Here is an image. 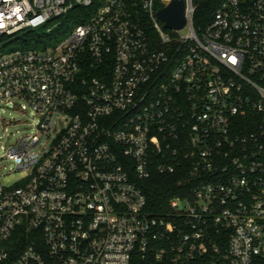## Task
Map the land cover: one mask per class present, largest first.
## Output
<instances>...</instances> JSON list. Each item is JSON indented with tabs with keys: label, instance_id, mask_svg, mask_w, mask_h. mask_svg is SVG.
<instances>
[{
	"label": "built area",
	"instance_id": "1",
	"mask_svg": "<svg viewBox=\"0 0 264 264\" xmlns=\"http://www.w3.org/2000/svg\"><path fill=\"white\" fill-rule=\"evenodd\" d=\"M173 1L186 37L158 18ZM13 42L0 122H32L0 148L24 173L0 180V264H264V0H0ZM177 175L189 192L150 211L139 184Z\"/></svg>",
	"mask_w": 264,
	"mask_h": 264
},
{
	"label": "rangeland",
	"instance_id": "2",
	"mask_svg": "<svg viewBox=\"0 0 264 264\" xmlns=\"http://www.w3.org/2000/svg\"><path fill=\"white\" fill-rule=\"evenodd\" d=\"M59 23L57 21L52 22L48 26L41 27L34 31V35L36 38L32 39V44L30 49H41L44 50L46 48H50L55 46L58 42H61L63 38L56 39L53 33L56 31L57 27L56 24ZM77 23H72L68 25L70 30H72ZM53 31V33L51 32ZM190 33L189 28H184L178 32V35L181 37H186ZM19 37V36H18ZM24 38V37H21ZM25 39V38H24ZM20 49V43L13 42L3 49H1V54L10 53L12 51ZM5 120H10L13 118L20 124L12 125V126H3L2 122H0V148L5 147L8 148L12 144H14L17 140L25 136L27 133L30 132L27 123H31V118L29 117L28 113H21V112H7L3 115ZM0 150V155H1ZM24 173L18 171L16 165L8 161L6 159L0 158V180L1 183L6 186H14L22 177Z\"/></svg>",
	"mask_w": 264,
	"mask_h": 264
},
{
	"label": "trees",
	"instance_id": "3",
	"mask_svg": "<svg viewBox=\"0 0 264 264\" xmlns=\"http://www.w3.org/2000/svg\"><path fill=\"white\" fill-rule=\"evenodd\" d=\"M215 8L216 5L213 3H204L196 13L195 24H201L205 18L206 21L209 22ZM61 21L63 22L61 27L53 33L56 39L62 38L67 30H69L68 25L75 22L71 18L61 19ZM185 181H187L186 175L169 177L155 176L151 180L139 184L147 199V208L155 214L161 213L162 211L164 212L171 199L189 192L190 185L186 184Z\"/></svg>",
	"mask_w": 264,
	"mask_h": 264
},
{
	"label": "water",
	"instance_id": "4",
	"mask_svg": "<svg viewBox=\"0 0 264 264\" xmlns=\"http://www.w3.org/2000/svg\"><path fill=\"white\" fill-rule=\"evenodd\" d=\"M185 1H173L158 13V18L168 29H182L186 24Z\"/></svg>",
	"mask_w": 264,
	"mask_h": 264
}]
</instances>
